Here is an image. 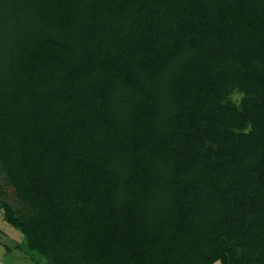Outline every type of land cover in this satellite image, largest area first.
Segmentation results:
<instances>
[{"label":"trees","instance_id":"trees-1","mask_svg":"<svg viewBox=\"0 0 264 264\" xmlns=\"http://www.w3.org/2000/svg\"><path fill=\"white\" fill-rule=\"evenodd\" d=\"M0 173L46 264H264V0H0Z\"/></svg>","mask_w":264,"mask_h":264},{"label":"rangeland","instance_id":"rangeland-1","mask_svg":"<svg viewBox=\"0 0 264 264\" xmlns=\"http://www.w3.org/2000/svg\"><path fill=\"white\" fill-rule=\"evenodd\" d=\"M240 96L235 93L233 99L238 101ZM1 177L0 173V179ZM5 190L10 200H13L14 189L6 186ZM66 253L65 250L60 251L61 255H66ZM3 260L6 264H46L45 258L27 248L24 234L7 221L4 209L0 207V262ZM219 264L221 263L219 262Z\"/></svg>","mask_w":264,"mask_h":264},{"label":"crops","instance_id":"crops-1","mask_svg":"<svg viewBox=\"0 0 264 264\" xmlns=\"http://www.w3.org/2000/svg\"><path fill=\"white\" fill-rule=\"evenodd\" d=\"M1 264H6V262L3 260V262H0Z\"/></svg>","mask_w":264,"mask_h":264},{"label":"clouds","instance_id":"clouds-1","mask_svg":"<svg viewBox=\"0 0 264 264\" xmlns=\"http://www.w3.org/2000/svg\"><path fill=\"white\" fill-rule=\"evenodd\" d=\"M217 264H219V262H217Z\"/></svg>","mask_w":264,"mask_h":264}]
</instances>
